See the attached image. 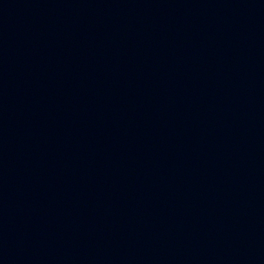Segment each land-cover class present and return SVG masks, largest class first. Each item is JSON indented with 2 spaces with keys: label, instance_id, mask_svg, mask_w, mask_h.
<instances>
[{
  "label": "water",
  "instance_id": "1",
  "mask_svg": "<svg viewBox=\"0 0 264 264\" xmlns=\"http://www.w3.org/2000/svg\"><path fill=\"white\" fill-rule=\"evenodd\" d=\"M0 264H264V0H0Z\"/></svg>",
  "mask_w": 264,
  "mask_h": 264
}]
</instances>
